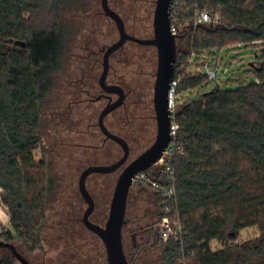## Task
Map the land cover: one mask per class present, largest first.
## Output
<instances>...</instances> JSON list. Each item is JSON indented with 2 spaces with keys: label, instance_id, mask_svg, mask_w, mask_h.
I'll list each match as a JSON object with an SVG mask.
<instances>
[{
  "label": "trees",
  "instance_id": "trees-1",
  "mask_svg": "<svg viewBox=\"0 0 264 264\" xmlns=\"http://www.w3.org/2000/svg\"><path fill=\"white\" fill-rule=\"evenodd\" d=\"M70 1L0 0V188L11 218L1 239H18L30 252L43 246L47 206L58 186L47 160H37L35 151L43 145V106L65 64L69 29L62 15ZM199 2L203 9L220 10L222 18L195 32L180 30L178 44L189 38L190 48L178 53L182 79L175 108L177 137L185 149L175 164L186 234L161 239V259L163 264H264V0ZM229 42L235 49L258 50L255 80L234 89L211 88L206 73H186L193 53L218 52ZM159 207L154 227L163 217L160 198ZM249 227L260 235L236 242ZM213 240L222 248L214 251ZM0 264L17 259L0 249Z\"/></svg>",
  "mask_w": 264,
  "mask_h": 264
},
{
  "label": "rangeland",
  "instance_id": "rangeland-1",
  "mask_svg": "<svg viewBox=\"0 0 264 264\" xmlns=\"http://www.w3.org/2000/svg\"><path fill=\"white\" fill-rule=\"evenodd\" d=\"M213 12V11H212ZM221 13V11H216ZM62 21L69 29L68 51L64 68L55 75L54 89L48 96L42 111V135L43 145L35 151L37 160L45 158L49 164L50 173L57 179L58 186L51 195L47 209V229L44 233L43 246L34 251H27L18 239L11 240L19 250L29 258L32 263L42 264L44 262L61 264H107L105 246L98 235L90 232L80 220L87 208L78 190L80 169H77L78 158H88L90 151L86 148L73 149L64 147L62 142L67 140L84 141L87 143H102L103 135L94 126L90 129L88 124L93 121L90 118V108L82 104L77 110V117L83 116L77 126L71 125V118L67 113L68 100L70 95H65V88H69L68 79L75 75H81L82 71H89L91 57L88 56V47L96 44H109L112 39V27L114 25L102 13L101 0H71L67 5ZM187 42L178 44V50L187 51ZM234 42L225 45L226 48L218 52L200 51L193 53L187 60L186 73L197 75L205 73L204 64L212 61L221 69V74L216 81H213L211 88L219 86L222 89H234L241 84H247L256 79L252 70L254 65H260L257 61L258 50L255 47H243L235 49ZM262 46V44H259ZM259 46V48H261ZM195 55V56H194ZM186 63L184 66H186ZM67 90V89H66ZM182 102V101H181ZM86 111V112H84ZM67 114V115H65ZM100 154V152H99ZM92 180L90 187H93ZM92 190L99 204L104 203L105 213H109L113 188ZM0 190V239L3 230L10 227V215L7 207L1 201ZM128 202L127 219L133 222L135 218L149 226L154 225L159 219L160 212L158 195L150 188L132 186ZM104 211V210H103ZM75 212L77 214H75ZM138 215V216H137ZM69 218H77L78 221H69ZM69 221V222H67ZM260 235L257 227L243 229L236 239V242H245L255 239ZM139 245L145 240L137 238ZM160 237L154 240L150 237L147 247L140 249L139 256L132 257L135 264H163L161 259ZM131 233L124 234L126 252L130 251ZM211 248L216 251L222 248L218 240L211 242ZM6 251L10 253L7 249ZM45 259V260H44ZM132 261V262H133ZM17 264H21L17 260Z\"/></svg>",
  "mask_w": 264,
  "mask_h": 264
},
{
  "label": "flooded vegetation",
  "instance_id": "flooded-vegetation-1",
  "mask_svg": "<svg viewBox=\"0 0 264 264\" xmlns=\"http://www.w3.org/2000/svg\"><path fill=\"white\" fill-rule=\"evenodd\" d=\"M108 5L123 19L125 31L128 35L142 40H150L155 37L154 17L157 0H108ZM101 7L102 13L114 25V28L112 27V39L109 44L101 46H96L95 44L87 48L89 52L88 56L91 57L89 71L84 70L81 75L78 74L68 79L69 88H65L64 93L65 95L71 96L70 100H68V108L70 111L67 112L71 118L70 124L77 126L83 118V116L80 118L76 116V111H73L74 107L79 110L78 106L82 104L88 105L91 111L90 118L93 120L88 124V127L90 129L91 126H94L100 130L103 135L102 143H87L83 140L77 141L75 139L65 140L62 144L65 148H86L93 150L92 153L90 151L88 158H78L76 160L79 162L77 169H80V176L90 166L112 165L120 161L125 155L124 146L117 140L107 137L100 122L102 113L106 109H109V112L103 119L104 125L112 134L127 143L129 153L126 161L116 170L106 173L94 172L87 178V188L95 201V210L91 214L90 219L104 226L109 217V213H105L104 203L102 205L99 204L92 190L105 189L104 186H107L108 189L114 186L115 189L122 171L132 161L149 149L156 142L159 134L155 89L159 57L158 49L155 45L141 43L132 39H128L120 47L109 51V48L120 40L121 33L117 22L106 14L102 0ZM106 57L108 59V69L106 79L102 83L101 78L105 71ZM177 66L178 63L176 60L173 79L178 72ZM172 82L166 88L167 99L169 101L168 107L171 112V123L172 110L170 95ZM92 180H94V188L90 187L89 182ZM78 190L80 192L79 184ZM80 196L88 207V203L81 192ZM129 198L130 194L128 202ZM128 207L129 205L127 204V212ZM75 214L77 213L75 212ZM83 217L80 219L82 222ZM73 220L78 221L77 218H69V221ZM126 232L131 233L132 241L130 251L126 252L125 249V252L129 261L135 264L131 258L137 255L139 256L140 249L147 247V243H149L152 235H154V240H157L159 235L153 225H144L140 217L135 218L133 222H128L127 213L126 222L123 227V242ZM137 238L145 240L143 241L145 243L139 245ZM46 263L61 264L58 262H44L42 264Z\"/></svg>",
  "mask_w": 264,
  "mask_h": 264
},
{
  "label": "water",
  "instance_id": "water-1",
  "mask_svg": "<svg viewBox=\"0 0 264 264\" xmlns=\"http://www.w3.org/2000/svg\"><path fill=\"white\" fill-rule=\"evenodd\" d=\"M172 1L173 0H157L154 17L155 37L150 40H142L128 35L125 31L123 19L109 7L108 0H102V5L106 14L117 22L121 33L120 40L111 46L109 51L120 47L128 39H132L141 43L155 45L158 49L159 57L157 81L155 85L159 134L156 142L137 159L132 161L120 174L111 200L109 217L104 226L90 219L91 214L95 210V201L87 188V178L94 172L106 173L116 170L126 161L129 153L127 143L123 139L112 134L104 125L103 119L109 112V109H106L100 117L102 129L107 137L117 140L124 146L125 155L120 161L112 165H95L88 167L84 170L79 179L80 192L88 203L83 222L90 231L98 235L102 240L105 246L107 264H132L124 248L123 227L126 222L128 197L131 187L133 186V179L139 172L145 171L162 157L172 138L171 112L168 107L169 101L166 91V88L171 85L173 79L175 62L178 54V36L171 31L170 10ZM107 69L108 59L106 57L105 71L101 78L102 83H104L106 79ZM0 249H7L21 264H34L21 250H19L14 242L0 239Z\"/></svg>",
  "mask_w": 264,
  "mask_h": 264
},
{
  "label": "built area",
  "instance_id": "built-area-1",
  "mask_svg": "<svg viewBox=\"0 0 264 264\" xmlns=\"http://www.w3.org/2000/svg\"><path fill=\"white\" fill-rule=\"evenodd\" d=\"M170 18L171 31L179 38L181 29H193L195 32L201 25L215 26L221 22L222 15L219 12L203 9L199 0H173ZM184 18L187 21L185 23L182 22ZM204 67L209 79L212 82L216 81L221 74V69L212 61H206ZM181 79V75L177 72L171 87V141L162 157L145 171L139 172L133 179L134 184L148 186L160 198L163 217L155 225V229L164 242L171 238L181 239L186 234L179 212L175 164L177 156L185 152L183 143L177 137L179 124L175 118L176 89Z\"/></svg>",
  "mask_w": 264,
  "mask_h": 264
},
{
  "label": "crops",
  "instance_id": "crops-1",
  "mask_svg": "<svg viewBox=\"0 0 264 264\" xmlns=\"http://www.w3.org/2000/svg\"><path fill=\"white\" fill-rule=\"evenodd\" d=\"M0 190H1V188H0Z\"/></svg>",
  "mask_w": 264,
  "mask_h": 264
}]
</instances>
